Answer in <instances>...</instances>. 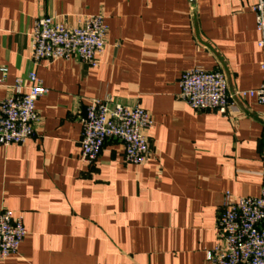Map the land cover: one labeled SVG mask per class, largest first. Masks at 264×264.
Here are the masks:
<instances>
[{"label": "crops", "instance_id": "obj_1", "mask_svg": "<svg viewBox=\"0 0 264 264\" xmlns=\"http://www.w3.org/2000/svg\"><path fill=\"white\" fill-rule=\"evenodd\" d=\"M255 0H0V100L37 72L48 92L40 123L20 144L0 145V210L21 215L27 235L0 264H215L223 196H258L264 171V105L234 97L226 114L196 111L181 75L223 71L231 91L257 88L262 51ZM104 16L106 46L92 67L78 58L32 60L42 16L74 26ZM1 78V74H0ZM146 109L150 156L125 159L108 139L81 160V117L94 98Z\"/></svg>", "mask_w": 264, "mask_h": 264}, {"label": "built area", "instance_id": "obj_2", "mask_svg": "<svg viewBox=\"0 0 264 264\" xmlns=\"http://www.w3.org/2000/svg\"><path fill=\"white\" fill-rule=\"evenodd\" d=\"M257 41L262 51L261 84L254 89H229L226 74L220 70L196 67L181 75L180 97L194 110H214L226 114L234 97H252L264 105V0L253 4ZM103 15H87L68 26L56 16H42L34 22L31 34L32 60L78 58L96 67L108 34ZM1 81L8 75V67H0ZM29 85L16 78L12 93L0 100V145L20 144L35 135L40 123L36 103L48 92L36 71L27 74ZM81 160L95 163L108 139L123 142L125 159L131 164L145 163L151 152L149 132L154 122L151 114L139 105L115 102L113 98H94L86 114L81 117ZM264 160V149L262 153ZM216 244L206 253L215 264H264V171L258 196L236 197L226 192L216 224ZM27 235L23 217L10 209L0 210V260L18 254Z\"/></svg>", "mask_w": 264, "mask_h": 264}]
</instances>
